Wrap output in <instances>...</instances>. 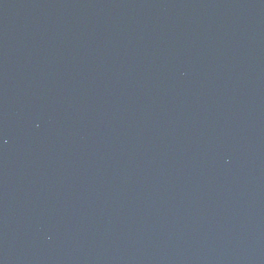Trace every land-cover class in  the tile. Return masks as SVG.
<instances>
[{
  "label": "water",
  "instance_id": "obj_1",
  "mask_svg": "<svg viewBox=\"0 0 264 264\" xmlns=\"http://www.w3.org/2000/svg\"><path fill=\"white\" fill-rule=\"evenodd\" d=\"M31 264H264V0H129Z\"/></svg>",
  "mask_w": 264,
  "mask_h": 264
}]
</instances>
